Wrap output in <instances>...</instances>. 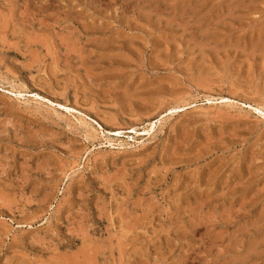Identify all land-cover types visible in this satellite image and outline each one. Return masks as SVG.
<instances>
[{"label": "rangeland", "instance_id": "1", "mask_svg": "<svg viewBox=\"0 0 264 264\" xmlns=\"http://www.w3.org/2000/svg\"><path fill=\"white\" fill-rule=\"evenodd\" d=\"M0 264H264V0H0Z\"/></svg>", "mask_w": 264, "mask_h": 264}, {"label": "bare ground", "instance_id": "2", "mask_svg": "<svg viewBox=\"0 0 264 264\" xmlns=\"http://www.w3.org/2000/svg\"><path fill=\"white\" fill-rule=\"evenodd\" d=\"M7 95H10V96H14V97H16V98H21V97H23V95L21 94V93H17V92H15V91H6L5 92ZM210 102V101H209ZM221 103L222 104H226V103H230V101L229 100H227V99H225V98H221ZM220 103V104H221ZM184 106V105H183ZM249 107V109H253L254 107L252 106V105H249L248 106ZM67 109V108H66ZM187 109H190L189 108V106L188 107H184V109H182V111L184 110H187ZM256 111H259L260 109H257V108H254ZM76 112V111H75ZM261 111H259V113H260ZM262 115V114H261ZM80 119H82V118H80ZM79 121H81V120H79ZM88 126H89V124H88ZM88 129V128H87ZM94 129H95V127H94ZM95 131V130H94ZM148 131H150V130H148ZM153 131V130H152ZM118 132V131H117ZM92 133V132H91ZM148 133V132H147ZM110 134H112V133H110ZM109 134V135H110ZM116 134V133H115ZM149 134V133H148ZM114 136H116V135H114ZM120 136H122V135H120ZM116 137H118V136H116Z\"/></svg>", "mask_w": 264, "mask_h": 264}]
</instances>
